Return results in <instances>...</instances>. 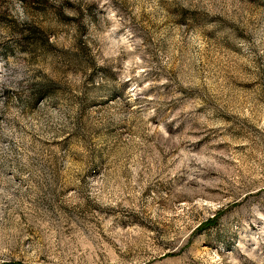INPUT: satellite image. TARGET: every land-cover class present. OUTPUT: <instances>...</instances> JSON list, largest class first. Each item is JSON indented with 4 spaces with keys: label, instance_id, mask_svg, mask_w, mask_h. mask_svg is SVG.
<instances>
[{
    "label": "rangeland",
    "instance_id": "obj_1",
    "mask_svg": "<svg viewBox=\"0 0 264 264\" xmlns=\"http://www.w3.org/2000/svg\"><path fill=\"white\" fill-rule=\"evenodd\" d=\"M0 264H264V0H0Z\"/></svg>",
    "mask_w": 264,
    "mask_h": 264
},
{
    "label": "clouds",
    "instance_id": "obj_2",
    "mask_svg": "<svg viewBox=\"0 0 264 264\" xmlns=\"http://www.w3.org/2000/svg\"><path fill=\"white\" fill-rule=\"evenodd\" d=\"M21 15H23V13L21 12Z\"/></svg>",
    "mask_w": 264,
    "mask_h": 264
}]
</instances>
